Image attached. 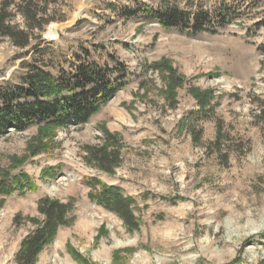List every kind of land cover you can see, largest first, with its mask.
<instances>
[{
	"label": "rangeland",
	"instance_id": "1",
	"mask_svg": "<svg viewBox=\"0 0 264 264\" xmlns=\"http://www.w3.org/2000/svg\"><path fill=\"white\" fill-rule=\"evenodd\" d=\"M167 3L190 13L228 7L233 19L216 33L188 35L148 19L158 0H57L62 21L42 33L53 51L45 60L68 69L84 49L99 64L123 63L127 83L83 125L57 128L41 142L37 126L0 135V180L16 188L0 194V264H15L43 197L71 210L35 264L264 260V139L257 119L264 102V0ZM24 53L2 39L0 86L18 82L25 72L20 62L29 60ZM162 64L182 79L172 93ZM194 93L208 95L204 111ZM106 133L121 158L111 174L92 159V151L109 144ZM88 177L135 199L137 231L89 201Z\"/></svg>",
	"mask_w": 264,
	"mask_h": 264
},
{
	"label": "trees",
	"instance_id": "2",
	"mask_svg": "<svg viewBox=\"0 0 264 264\" xmlns=\"http://www.w3.org/2000/svg\"><path fill=\"white\" fill-rule=\"evenodd\" d=\"M158 2L160 8L150 10L148 19L164 30L176 29L188 35L213 34L233 19L228 7L218 9L215 14L204 10L190 13L169 5L167 0ZM56 3L57 0H0V42L8 40L29 57L28 61L20 62L25 72L19 76L18 82H5L0 86V135L10 131L23 132L37 126L41 142L43 136L57 128L85 124L126 86L128 75L123 63L116 62L113 67L107 63L99 64L91 61L90 53L84 49L74 54L68 69L55 68L53 63L45 60L53 51L43 44L42 33L51 22L62 21L56 16ZM17 16L22 20L21 25L14 23ZM260 50L264 51V46ZM162 66L167 69L171 84L169 92L172 93L174 87L181 85L182 79L170 66ZM194 96L204 111L208 95L194 93ZM204 115H210L208 110ZM257 119L264 139V102L259 104ZM106 137L109 144L92 151V159L101 172L111 174L119 166L121 158L119 148L115 147V137L108 133ZM216 137L218 142L222 139L219 125ZM85 184L89 189L90 202L118 217L128 231L139 229L133 197L121 187L106 184L95 177L86 178ZM25 187L29 186L26 184ZM15 189L6 186L5 180H0V194H10ZM24 189L20 188V191ZM70 210L68 203L48 197L39 199V218H30L34 228L20 241L14 256L15 264H35L38 255L54 240L58 228L67 224ZM259 264H264V260Z\"/></svg>",
	"mask_w": 264,
	"mask_h": 264
}]
</instances>
